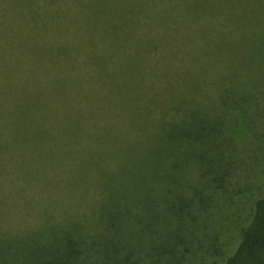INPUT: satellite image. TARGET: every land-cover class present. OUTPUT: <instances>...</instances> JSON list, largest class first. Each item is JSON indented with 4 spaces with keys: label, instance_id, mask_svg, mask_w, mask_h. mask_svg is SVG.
Returning a JSON list of instances; mask_svg holds the SVG:
<instances>
[{
    "label": "trees",
    "instance_id": "1",
    "mask_svg": "<svg viewBox=\"0 0 264 264\" xmlns=\"http://www.w3.org/2000/svg\"><path fill=\"white\" fill-rule=\"evenodd\" d=\"M224 1L228 54L264 0ZM183 6L0 0V264H210L198 222L228 200L241 125L264 138V92L217 74L193 105L215 69L196 68L210 24L188 29ZM224 264H264V196Z\"/></svg>",
    "mask_w": 264,
    "mask_h": 264
},
{
    "label": "rangeland",
    "instance_id": "2",
    "mask_svg": "<svg viewBox=\"0 0 264 264\" xmlns=\"http://www.w3.org/2000/svg\"><path fill=\"white\" fill-rule=\"evenodd\" d=\"M229 1L231 2V0ZM181 2L184 6L183 11L181 10L179 13H184V16H186L188 29H197V22L201 23V21L205 22L204 25L210 24V27H206L207 32L204 37L207 49L203 53L199 52L200 55L196 58L195 66L197 68L199 63L211 62V65L207 68L212 69V71L215 69L213 74L215 73L216 77L211 72L205 73L202 80L203 90L196 91L195 89L197 96L195 98L196 103L193 105L200 107L199 103L202 105L204 100L208 103V96L212 97L209 90L216 88L214 92L216 93L220 88L222 89L220 84H212L213 79L217 80V74L225 80L230 77L239 78L242 93L250 91V94H254L256 97L261 95L264 92V58L259 57L255 52L258 51L264 54V4H262L263 8L257 6L258 8L256 7V11L252 15L254 24L253 21L251 23L256 27H249L248 37L241 43L238 41L234 44L232 50L227 54L224 52L225 49L222 48V46H225L221 44L220 19H216L226 6V2L224 0H181ZM166 32L167 30L164 31V34ZM149 34L154 38L157 37L154 32H149ZM172 34V32L169 33L171 36ZM156 43L160 45V48H151V51L145 54L147 57L154 59L161 55L162 42ZM195 45H200L197 39L187 43L184 40L178 57L186 62L188 51L192 50ZM235 47L237 48L235 51L238 53L234 55L231 52ZM214 62L216 65L212 64ZM219 101L220 98L215 100V103ZM221 113H224V110ZM236 114L237 111L231 109L229 117L232 126L237 123H232L236 120ZM260 120L264 122V119L260 118ZM241 127L240 135L246 139L239 142L242 166L237 170L236 178L229 186L228 200L221 201V205H224L223 210L218 207L211 210L207 215L205 214L199 220V229L196 230L201 242L204 243L203 248L198 247L202 256L208 252L207 246L212 247L208 243L209 239L219 238L217 246L212 247L215 249L213 255L207 256L210 264H224L227 256L237 247L243 230L250 222L256 201L264 196V138L250 139L246 136L248 135V128L244 125H241ZM244 129H246V134Z\"/></svg>",
    "mask_w": 264,
    "mask_h": 264
}]
</instances>
